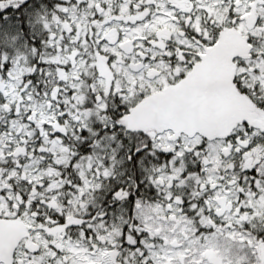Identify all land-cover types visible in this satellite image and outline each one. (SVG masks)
<instances>
[{"label":"snow or ice","instance_id":"6c2138e0","mask_svg":"<svg viewBox=\"0 0 264 264\" xmlns=\"http://www.w3.org/2000/svg\"><path fill=\"white\" fill-rule=\"evenodd\" d=\"M0 264H264V0H0Z\"/></svg>","mask_w":264,"mask_h":264}]
</instances>
